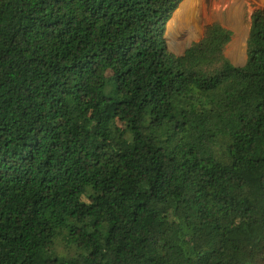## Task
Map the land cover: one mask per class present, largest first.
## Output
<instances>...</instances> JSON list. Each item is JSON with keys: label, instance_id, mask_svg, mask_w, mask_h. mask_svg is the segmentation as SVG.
I'll use <instances>...</instances> for the list:
<instances>
[{"label": "trees", "instance_id": "16d2710c", "mask_svg": "<svg viewBox=\"0 0 264 264\" xmlns=\"http://www.w3.org/2000/svg\"><path fill=\"white\" fill-rule=\"evenodd\" d=\"M182 1L0 0V264H264V9Z\"/></svg>", "mask_w": 264, "mask_h": 264}, {"label": "rangeland", "instance_id": "374dc122", "mask_svg": "<svg viewBox=\"0 0 264 264\" xmlns=\"http://www.w3.org/2000/svg\"><path fill=\"white\" fill-rule=\"evenodd\" d=\"M257 9H264V0H189L166 27L167 46L181 55L194 41L206 37L213 24H219L232 33L225 55L242 66L247 60L251 16Z\"/></svg>", "mask_w": 264, "mask_h": 264}, {"label": "bare ground", "instance_id": "6f19581e", "mask_svg": "<svg viewBox=\"0 0 264 264\" xmlns=\"http://www.w3.org/2000/svg\"><path fill=\"white\" fill-rule=\"evenodd\" d=\"M184 2H185V0L180 4L179 8L182 6V4H183ZM179 8H178V9H179ZM178 9H177V10H178ZM177 10H176V11H177ZM176 11H175V12H176ZM175 12H174V14H175ZM174 14H173V15H174ZM172 18H173V16H172ZM172 18H171V20L169 21V23L172 21ZM169 23H168V24H169Z\"/></svg>", "mask_w": 264, "mask_h": 264}, {"label": "clouds", "instance_id": "9594fccd", "mask_svg": "<svg viewBox=\"0 0 264 264\" xmlns=\"http://www.w3.org/2000/svg\"><path fill=\"white\" fill-rule=\"evenodd\" d=\"M182 2H183V1H182ZM182 2H181V3H182ZM179 6H180V5H179ZM178 8H179V7H178ZM178 8H177V9H178ZM177 9H176V10H177ZM173 14H174V13H173ZM172 16H173V15H172ZM170 20H171V19H170ZM170 20H169V21H170ZM169 21H168V23H169ZM168 23H167V26H168ZM167 26H166V27H167Z\"/></svg>", "mask_w": 264, "mask_h": 264}]
</instances>
